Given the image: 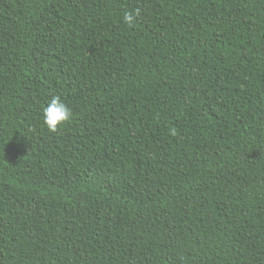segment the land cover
<instances>
[{
	"label": "trees",
	"instance_id": "1",
	"mask_svg": "<svg viewBox=\"0 0 264 264\" xmlns=\"http://www.w3.org/2000/svg\"><path fill=\"white\" fill-rule=\"evenodd\" d=\"M0 264H264V0H0Z\"/></svg>",
	"mask_w": 264,
	"mask_h": 264
},
{
	"label": "clouds",
	"instance_id": "2",
	"mask_svg": "<svg viewBox=\"0 0 264 264\" xmlns=\"http://www.w3.org/2000/svg\"><path fill=\"white\" fill-rule=\"evenodd\" d=\"M139 15V10L135 13L126 11L123 20L126 23H133L135 16ZM44 124L51 132H56L58 127L72 119L71 108L61 99L60 96H53L42 110Z\"/></svg>",
	"mask_w": 264,
	"mask_h": 264
}]
</instances>
